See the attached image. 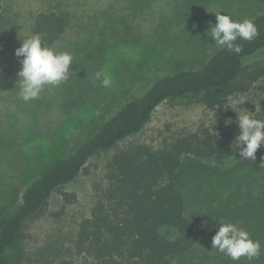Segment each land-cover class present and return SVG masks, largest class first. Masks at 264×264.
Returning a JSON list of instances; mask_svg holds the SVG:
<instances>
[{"label": "rangeland", "instance_id": "1", "mask_svg": "<svg viewBox=\"0 0 264 264\" xmlns=\"http://www.w3.org/2000/svg\"><path fill=\"white\" fill-rule=\"evenodd\" d=\"M56 11L66 20V33L51 47L73 56L69 79L59 86H45L39 98H20L14 55L22 39L33 34L38 12ZM264 11V0H2L0 20V216L11 212L31 181L57 157L71 151L129 100L142 95L160 77L199 67L220 48L210 36L216 14L235 21L251 20ZM264 61V48L258 53ZM100 74L97 79L96 74ZM107 77L110 87L101 81ZM249 100L236 104L240 95ZM264 112V78L248 90L228 97L233 114L208 108L193 99L166 100L133 136L113 149L88 160L70 183L55 191L47 208L29 220L23 231V264H38L69 255L77 223L88 215L95 191L104 184L105 165L111 154L130 143L157 147L164 140L237 120L236 112ZM236 111V112H234ZM243 179V178H242ZM253 187V189H252ZM243 185L247 196L234 205L255 198L258 186ZM61 192L72 194L64 204ZM228 191L206 192L197 185L186 201L197 235L182 264H261L264 261V220L254 221L226 206ZM257 202V201H255ZM63 208L62 213L57 214ZM245 209V207H243ZM246 217V220L245 218ZM219 223H233L261 243L259 258L231 260L212 248ZM36 260V261H35ZM14 264V263H13Z\"/></svg>", "mask_w": 264, "mask_h": 264}, {"label": "trees", "instance_id": "2", "mask_svg": "<svg viewBox=\"0 0 264 264\" xmlns=\"http://www.w3.org/2000/svg\"><path fill=\"white\" fill-rule=\"evenodd\" d=\"M1 14L2 0L0 20ZM250 21L258 36L252 41L238 39L241 53L220 47L199 67L160 77L33 179L15 208L0 216V264H23L25 224L47 208L52 194L73 181L90 158L138 133L162 102L193 99L232 116L228 97L264 78V61L257 58L264 48V11ZM66 29L64 16L56 11L34 16L33 34L41 36L43 46L58 41ZM261 113L253 116L264 119ZM238 132L236 121L226 126L221 120L216 133L202 128L157 147L130 143L115 151L106 162L104 184L96 189L88 215L77 223L71 252L47 264H90V257L95 264H182L197 235L186 207L190 189L197 185L210 193L226 189V206L232 205L240 215L246 210L253 222L263 221L264 146L255 161L242 159L235 149ZM253 182L259 194L245 205H234L237 197L247 196L243 185L251 188ZM61 195L64 204L73 200L72 194Z\"/></svg>", "mask_w": 264, "mask_h": 264}, {"label": "clouds", "instance_id": "3", "mask_svg": "<svg viewBox=\"0 0 264 264\" xmlns=\"http://www.w3.org/2000/svg\"><path fill=\"white\" fill-rule=\"evenodd\" d=\"M216 24L211 27L210 36L214 43L231 52L239 54L242 46L237 44L238 39L252 41L258 36L255 25L250 20L235 21L227 14L217 12ZM14 55L21 65L17 72L19 95L25 102L39 98L45 86H59L69 79L70 67L73 64V56L67 51H56L51 47L43 46L39 34L22 39L20 47L15 49ZM97 79L100 74H96ZM103 87H110L111 81L105 77ZM249 100L240 95L236 104L244 105ZM255 112L244 110L237 113L236 123L239 132L235 137V149L239 148V156L251 161L256 160V153L264 146V119H257L253 113H261L258 102L255 104ZM262 114V113H261ZM230 119L225 121L227 126ZM219 228L212 237V248L226 254L231 260L239 261L241 257L252 261L261 253V243L250 238L248 232L237 227L233 223H219ZM90 264H95L94 258H89Z\"/></svg>", "mask_w": 264, "mask_h": 264}]
</instances>
